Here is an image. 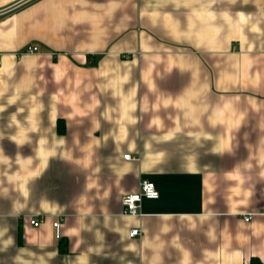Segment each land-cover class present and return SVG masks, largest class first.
Returning a JSON list of instances; mask_svg holds the SVG:
<instances>
[{
  "label": "crops",
  "instance_id": "crops-1",
  "mask_svg": "<svg viewBox=\"0 0 264 264\" xmlns=\"http://www.w3.org/2000/svg\"><path fill=\"white\" fill-rule=\"evenodd\" d=\"M142 179L159 196L123 213ZM252 256L264 0H0V264Z\"/></svg>",
  "mask_w": 264,
  "mask_h": 264
},
{
  "label": "built area",
  "instance_id": "built-area-1",
  "mask_svg": "<svg viewBox=\"0 0 264 264\" xmlns=\"http://www.w3.org/2000/svg\"><path fill=\"white\" fill-rule=\"evenodd\" d=\"M38 50V47L33 44H28L24 46L17 54L20 55L22 53H32L36 52ZM124 158H129L130 154L125 153L123 154ZM159 196V190L157 189L155 183L152 180L149 179H142L139 182V187L134 192H128L122 195L121 197V203L123 207V213L134 215V214H141L140 212V205L143 198H157ZM244 220H249L251 218V214H246L243 216ZM42 221V218L38 216H32L30 218V222L33 225H38ZM56 236L60 235V220H54L52 222ZM140 228L139 227H132L129 231V234L131 236L140 234Z\"/></svg>",
  "mask_w": 264,
  "mask_h": 264
},
{
  "label": "trees",
  "instance_id": "trees-1",
  "mask_svg": "<svg viewBox=\"0 0 264 264\" xmlns=\"http://www.w3.org/2000/svg\"><path fill=\"white\" fill-rule=\"evenodd\" d=\"M249 264H263V262L258 257L252 256Z\"/></svg>",
  "mask_w": 264,
  "mask_h": 264
}]
</instances>
